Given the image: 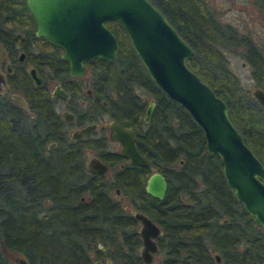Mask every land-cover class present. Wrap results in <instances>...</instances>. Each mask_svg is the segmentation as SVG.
<instances>
[{
  "label": "trees",
  "instance_id": "1",
  "mask_svg": "<svg viewBox=\"0 0 264 264\" xmlns=\"http://www.w3.org/2000/svg\"><path fill=\"white\" fill-rule=\"evenodd\" d=\"M153 3L195 49V57L187 58L186 64L225 101L231 122L264 165V107L229 70L219 68L216 73L208 67L205 56L214 48L204 45H219L222 36L203 0ZM105 25L118 48L114 61L90 62L96 71L93 88L108 97L110 116L134 130L136 146L149 164L115 166L122 158L113 152L104 157L112 170L110 180L88 174L74 144L62 143L61 120L52 110V100L30 84L25 71H18L17 86L34 117L28 120L6 91L0 93V264H10L9 254L14 252L29 264H100L104 251L97 241L113 249L110 259L115 264H145L135 252V219L109 195L113 186L158 224L159 264H264V235L226 186L218 155L205 150L190 115L146 75L120 23L107 20ZM33 31L24 0H0V49L13 64L15 50L23 49L26 61L60 81L66 63L59 47ZM254 53L252 72L264 76L262 59ZM256 85L264 90V81ZM134 86L154 100L144 125V103ZM8 88L14 91L11 75ZM48 139L59 143L52 155L43 152ZM150 167L165 177L161 198L143 188Z\"/></svg>",
  "mask_w": 264,
  "mask_h": 264
},
{
  "label": "water",
  "instance_id": "2",
  "mask_svg": "<svg viewBox=\"0 0 264 264\" xmlns=\"http://www.w3.org/2000/svg\"><path fill=\"white\" fill-rule=\"evenodd\" d=\"M24 2L34 21V33L60 47V57L67 61L71 75L83 73V60L115 58L117 42L105 21L117 20L148 77L190 115L202 133L205 150L218 155L226 186L264 235V165L231 122L225 101L186 64V59L194 55V49L156 5L150 0ZM28 75L33 84L41 82L34 67L28 68ZM56 87V92L66 96L64 90ZM250 94L264 107V90L254 87ZM9 97L25 106L18 94L10 92ZM151 107L152 103L146 108L144 119H147ZM67 117L64 113V118ZM93 126L92 123L86 124L73 131L71 136L78 137ZM107 127L109 139L119 141L121 155L133 164L148 165L146 157L136 148L132 131L115 121H109ZM86 168L90 172H104L107 167L91 156ZM165 188L163 174L153 170L145 180L144 190L153 197L161 198ZM131 213L140 221L137 228L141 239L138 254L144 263H150L152 252L156 250L154 238L159 229L141 211L132 210ZM221 221H226V218ZM213 257L215 261L219 260L216 252H213ZM16 261L17 264H29L23 256Z\"/></svg>",
  "mask_w": 264,
  "mask_h": 264
},
{
  "label": "flooded vegetation",
  "instance_id": "3",
  "mask_svg": "<svg viewBox=\"0 0 264 264\" xmlns=\"http://www.w3.org/2000/svg\"><path fill=\"white\" fill-rule=\"evenodd\" d=\"M150 1L153 3V0H150ZM155 1H157V0H155ZM206 1L207 0H203L206 8L209 10V16L211 18H213L218 23V26H219L218 29L221 32L220 35L222 36L221 37L222 38V41L224 39H226L225 32H227L228 30H229V35H227V37L228 36H229V38L232 37V34L233 33H236L237 30L234 29V28L229 27L228 25H226V23L221 22L217 18L214 9L210 8L208 6V4L206 3ZM153 4L155 5V3H153ZM110 20H113V19H110ZM241 35H242V37H240V36L239 37H240V39L242 38L241 39V42H242L243 41V37H245V36H244L243 33H241ZM126 38H127V36H126ZM247 39L244 38V40H246V41H247ZM127 41H128V39H127ZM116 42H117V40H116ZM248 42H250L254 46V49L251 50V49H249L245 45V53H243L242 56L245 59V61L248 64V66L250 67V72H251L252 80L254 82V87H259L258 85H256L257 84V80L264 81V76H261V75H258V74H255V73L252 72V65L254 63V61L252 59V57H253L252 54L255 51H257L258 52V56L261 57L262 63L264 64V53L259 50V46L256 43H254L250 39L248 40ZM128 44H129V42H128ZM190 46L192 47V45H190ZM204 46L206 48H209L210 46H213V48H214V50H212V51L209 50L208 51L209 52L208 55L205 56V61L208 64V67L209 68H213L214 67L215 68L214 71L216 73L217 72L220 73V71H216V69H219V68L220 69L223 68V69L229 70L230 73L234 76L235 80L239 83L236 74L233 73L232 70L230 69V66L227 65V57H226L225 53H222L220 51L218 45H215V44L212 45L210 42H208ZM31 47H33V45H31ZM117 48H118V45H117ZM60 51H61V49L59 47V53H58L59 54V57H60ZM194 52L195 53H194V55L192 57H195V55H196L195 49H194ZM116 53H117V50H116ZM2 56H4V57L0 60V75L3 78V83L0 84L1 85L0 86V93H4L6 91L7 94H8V96H9V93L10 92H14V93L18 94L19 96H21L22 99L25 102V106H22V105L18 104L15 101H14V103L17 104V105H19L23 109V111L26 113V115L28 116V120H31V118L34 117L33 111L30 109L26 97L20 91L21 90V87H18L17 86V85H20V82L18 81V76H17L16 73H18V71H20V70L25 71V73H26V75H27V77L29 79L30 84L33 87H41L42 88V91L46 94V96L52 100V110L54 111V113H56L59 116V118L61 120V126L58 129V131H59L60 135L64 138V140L62 141V143L64 144V143H69L70 142V143L74 144L75 148L78 149V151H79V155H80V158H81V162H82V164L84 166V169L86 170V172L88 174H90V175L101 174L105 179L110 180L111 175H112L111 174L112 173V170L109 167L107 161L104 159V157L107 156L110 153H113V152H117L121 156V158H122L120 162L115 163V166H119L120 167L125 162H130L127 158H125L123 155H121L119 153V151H118V149L120 147L119 141L109 139V137H108L109 129L107 127V123L109 121H115L120 126L126 128V129H128L130 131H132V133L135 136V145H136V134H135V132H134L133 129H130L127 126L120 124L117 120H115L114 118H112L110 116V112L108 110V103H107V101H108L107 98L108 97L98 95L95 92L96 90H94V88H93V82L95 81V77L94 76H95V72L96 71L91 68L90 62L94 58H101V57H93L91 59L83 60L82 61L83 73L82 74H75V75L69 74L67 61L65 59H63V58L60 57L61 59H63L65 61L66 67H65V76L62 77V79L59 81L58 79H56L54 77L44 76L42 74L41 70L39 68H37L36 65L32 61H26L25 60L26 53H25V51L23 49H17V50H15V52H14V64L10 61L9 58H7L6 53H4L3 51H2ZM115 58H116V55H115ZM115 58L112 59V60H107V61H114ZM1 62H3V64H1ZM31 66L35 68L36 72L38 73V75L41 78V82L39 84H37V85L33 84L31 78L28 75V68H30ZM141 66H142V64H141ZM142 68H143V66H142ZM13 71H14V73H13ZM8 75H11L12 79H14V91L9 90V88H8ZM84 76H87V78L90 76V80L88 81V79H84L83 78ZM56 86H58L59 88H61L62 90H64L66 92V96H62L60 93L56 92L57 91V87ZM135 87L141 88L139 86H134V90H135ZM259 88L262 89L261 87H259ZM141 89L148 94L147 101H145L144 99L141 98V100L143 101L144 104H143V111H142V116H141L142 123L140 125H144V123H147L149 121L150 114H151L152 109H153V106H154V100H153V97H152L151 94H149L145 89H143V88H141ZM113 94L114 93L111 92V96H113ZM135 94L137 96H139L138 93L135 92ZM249 94H250V92H249ZM56 97H59V98H61L63 100L62 109L59 112H57L55 110V108H54V101H55V98ZM150 103H152V107H151V109L149 111V114L147 116V119H144V113H145L146 108L148 107V105ZM64 113H65L66 116H68L66 119L64 118ZM103 114H106L108 118H107V120L102 121V123H103L102 125H98V122L103 117ZM90 123L94 124V126L92 128H90L89 130L83 131L78 137L73 138L71 136V133L73 131L78 130L80 127H82V126H84L86 124H90ZM67 125H73L74 127L70 131H66L64 127L67 126ZM97 126H99L98 127V129H99L98 134L97 135H94V136L90 135L89 133H92ZM103 130H106V133H104ZM111 143H115L116 146H113L112 145L113 146L112 148H108L107 146L109 144H111ZM58 145H59V143L55 139H48V140L44 141V148H43L44 154H50V155H52L53 153L56 152L55 150L58 147ZM88 148H94V149H96V153H93L91 150H88ZM136 148H137V146H136ZM84 154H85V157H86L85 160L83 159V155ZM91 156H94V157L98 158L104 164H106V167L107 168H106V170L104 172H90L86 168V162H87L88 158L91 157ZM130 163H132V162H130ZM148 164H149V162H148ZM153 170H157V169H155L154 167H150V173ZM146 178H145V180H146ZM143 188H144V185H143ZM109 189H112L113 190V197L114 198L115 197H118L119 194H122L117 187H114L113 186V187H111ZM165 190H166V188H165ZM164 193H165V191H164ZM124 199L126 201L123 202L122 208L125 211H127L128 213H130L131 216L135 219L134 229H135V231H136V233L138 235V243H140L138 245V247H137V255L139 256L138 249H139V247L141 245V239H140V235H139V233L137 231V228H138V226L140 224V221L138 219H136L132 215V213H131L132 210H137V209H135V208H133L131 206V204L129 203V201L126 199V196L125 195H124ZM137 211H140V210H137ZM149 218L152 220L151 217H149ZM153 222L157 225V227L159 229V233L157 234V236H158L160 234V232H161L160 231V228H159L158 224L155 221H153ZM157 236L154 238L155 244H156V238H157ZM98 247L101 250L104 249L103 246H98ZM156 250H157V245H156ZM156 250L154 252H152V254L153 253H156ZM108 261H106V262H108ZM151 261H152V259H151ZM145 264H148V263H145Z\"/></svg>",
  "mask_w": 264,
  "mask_h": 264
},
{
  "label": "rangeland",
  "instance_id": "4",
  "mask_svg": "<svg viewBox=\"0 0 264 264\" xmlns=\"http://www.w3.org/2000/svg\"><path fill=\"white\" fill-rule=\"evenodd\" d=\"M206 3L212 9H214L217 18L226 23L231 28L237 30L236 33L232 34V37L229 38V30L225 32V37L219 45V49L222 53H225L227 57V65L230 66V69L233 73L236 74L239 84L243 89L250 92V90L254 87V82L251 77L250 67L246 63L243 58V53H245V43L241 42L240 37H242L241 33L244 34L245 37L243 39H250L254 43L259 46V50L264 53V0H207ZM228 28V27H227ZM240 36V37H239ZM2 50L0 49V60L3 58ZM3 64V62H1ZM84 79L90 80V76L83 77ZM139 94L140 98L147 101L148 94L143 91L141 88L135 87L134 90ZM63 100L59 97L55 98L54 108L57 112L62 109ZM107 115L103 114L101 120H99L98 125H102V121L107 120ZM73 125L65 126L66 131H70L73 129ZM99 126L95 128L90 135H97L99 132ZM106 133V130H103ZM116 146L115 143L109 144L107 147L112 148ZM44 148V145H43ZM93 153H96V149L88 148ZM83 159L85 160V154L83 155ZM109 195L113 196V190H108ZM119 204L122 206L124 199L123 194H119L118 197H115ZM127 199V198H126ZM140 243L136 244L135 252L137 253V247ZM98 246H103L101 242L97 241ZM104 254L101 256L100 264H115L111 262L110 253L113 252V249L108 246H103ZM19 253H10L9 261L10 264H17L16 259L20 257ZM158 254H152V261L148 264H159ZM109 260V261H108ZM108 261V262H106Z\"/></svg>",
  "mask_w": 264,
  "mask_h": 264
}]
</instances>
